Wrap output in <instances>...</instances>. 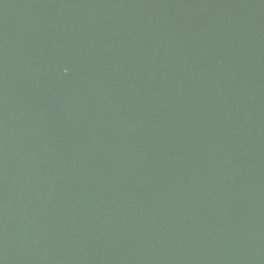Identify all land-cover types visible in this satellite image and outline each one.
Masks as SVG:
<instances>
[{
    "label": "water",
    "instance_id": "water-1",
    "mask_svg": "<svg viewBox=\"0 0 264 264\" xmlns=\"http://www.w3.org/2000/svg\"><path fill=\"white\" fill-rule=\"evenodd\" d=\"M0 264H264V0H0Z\"/></svg>",
    "mask_w": 264,
    "mask_h": 264
}]
</instances>
